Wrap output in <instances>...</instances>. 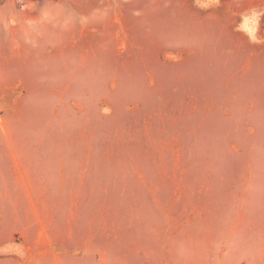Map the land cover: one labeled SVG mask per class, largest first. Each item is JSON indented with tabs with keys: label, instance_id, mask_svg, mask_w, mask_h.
Masks as SVG:
<instances>
[{
	"label": "rangeland",
	"instance_id": "rangeland-1",
	"mask_svg": "<svg viewBox=\"0 0 264 264\" xmlns=\"http://www.w3.org/2000/svg\"><path fill=\"white\" fill-rule=\"evenodd\" d=\"M210 3L0 0V264H264V0Z\"/></svg>",
	"mask_w": 264,
	"mask_h": 264
},
{
	"label": "crops",
	"instance_id": "crops-1",
	"mask_svg": "<svg viewBox=\"0 0 264 264\" xmlns=\"http://www.w3.org/2000/svg\"><path fill=\"white\" fill-rule=\"evenodd\" d=\"M185 1H187V0H185ZM213 2V0H205V2L206 3H209V4H211L210 2ZM177 3H178V6L180 5V3H181V0H177ZM219 5H220V7L221 8H228V5H227V0H219ZM211 9L213 10L214 9V7H211ZM245 9V8H244Z\"/></svg>",
	"mask_w": 264,
	"mask_h": 264
}]
</instances>
